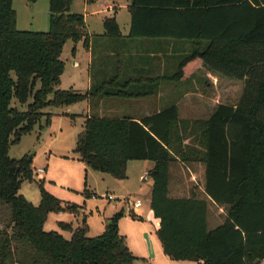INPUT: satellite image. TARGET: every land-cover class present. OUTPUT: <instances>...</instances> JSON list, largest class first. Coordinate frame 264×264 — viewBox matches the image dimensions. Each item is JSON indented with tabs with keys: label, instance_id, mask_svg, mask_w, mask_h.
I'll return each instance as SVG.
<instances>
[{
	"label": "trees",
	"instance_id": "obj_1",
	"mask_svg": "<svg viewBox=\"0 0 264 264\" xmlns=\"http://www.w3.org/2000/svg\"><path fill=\"white\" fill-rule=\"evenodd\" d=\"M74 0H48L49 28H16L12 0H0V203L10 223L0 229V264H133L116 213L97 237L83 223L70 239L45 232L49 212L60 202L38 183L37 206L18 193L33 181L32 155H7L12 142L49 114L96 91L60 90L67 41H89ZM129 37L188 42L175 78L203 65L217 76L242 82L236 105L219 104L207 120L188 121L171 106L140 121L86 117L74 152L93 171L116 180L131 161L154 164L150 209L157 236L172 261L199 264H258L264 259V0H130ZM105 35L117 37L113 18ZM50 96V98H49ZM31 102L28 103V100ZM26 105V110L19 108ZM12 136L14 140H12ZM65 208L75 211V205Z\"/></svg>",
	"mask_w": 264,
	"mask_h": 264
},
{
	"label": "rangeland",
	"instance_id": "obj_2",
	"mask_svg": "<svg viewBox=\"0 0 264 264\" xmlns=\"http://www.w3.org/2000/svg\"><path fill=\"white\" fill-rule=\"evenodd\" d=\"M129 1L96 0L95 4L103 10L105 4L116 2L123 6ZM12 8L16 13V28L19 31L46 32L48 30V0H12ZM90 9L93 8L90 7L88 12ZM84 11L86 9H84L83 0H76L70 7V13L83 14ZM128 16L127 10L122 8L118 17L120 23H123ZM178 42L180 50L177 65L184 57V51L189 52L192 49L188 42ZM136 52L135 57L139 59V62L148 59L147 49L140 48ZM102 54L101 51L98 54L94 53L93 68L117 66L116 56L110 57ZM60 59L64 63V71L60 77L58 89H70L71 81L76 80V77L79 80L78 86L81 88L80 71L87 69V56L82 46L67 41L63 46ZM158 60V58L154 59L155 62ZM134 64L138 65L135 62ZM128 65L132 64L128 62ZM199 72L196 71L191 81L181 84L180 87L182 89L193 87V80L203 77L201 73L203 71ZM213 75L216 79H209L208 89L200 92L208 98V104L204 110L212 111L217 104L236 105L242 93V82ZM74 91L84 94L75 89ZM181 93L183 92L180 90V96ZM30 102L31 99L28 100V103ZM181 102L182 116H188L186 115L187 109L183 105L185 101L181 100ZM68 108L47 107L43 109L42 113L50 116L48 125H45L46 119L42 117L28 134L21 135L16 143L13 141L10 145L7 153L10 159L19 160L25 155H32L33 181L23 180L18 193L27 202L37 206L40 201L38 183H42L44 190L56 198L61 205V209L46 215L43 230L56 232L65 239L71 237L65 225L75 229L84 223L87 227V236L97 237L103 233L110 219L116 213L121 212L118 231L135 257L133 264H161L158 257L156 259L149 257L144 239L145 233H150L153 238L147 201V193L153 182L150 177L146 182H142L146 169H151L152 162H129L126 166V177L123 180H116L107 174L86 168L74 152L77 135L82 131L86 118L85 104L79 102ZM19 109L25 111L26 105ZM198 119H207V116H198ZM12 140H14L13 136ZM37 169L42 170L41 176L35 174ZM103 194H110L116 200L107 201L100 197ZM136 201L142 204L143 218L140 220L136 219V210L133 208V203ZM68 205H75V211L67 210L65 206ZM9 223L10 210L0 203V229L8 226Z\"/></svg>",
	"mask_w": 264,
	"mask_h": 264
},
{
	"label": "crops",
	"instance_id": "obj_3",
	"mask_svg": "<svg viewBox=\"0 0 264 264\" xmlns=\"http://www.w3.org/2000/svg\"><path fill=\"white\" fill-rule=\"evenodd\" d=\"M74 0L72 2H75ZM96 0H83L84 4V22L89 35V41L86 47L82 42L80 44L87 56V69L80 71V82L82 87L78 86V79L71 81L70 89L77 90L81 93L96 91L95 96L85 104V116H95L98 118L123 119L130 118L140 121L144 117L151 116L163 109L175 106L178 108L179 117L182 120L198 121V116H207L212 111L204 110L208 104V98H205L200 92L208 89L209 79H216L210 71L202 64L192 70L186 77L178 80L175 74L178 69L177 61L180 50V44L177 40L172 39H133L129 37L130 31V14L127 7L129 2L123 6L120 3H109L104 5V9H99ZM71 5V6H72ZM90 11L88 12L89 8ZM122 8L128 12V18L120 23L119 14ZM98 16V17H97ZM113 18L118 30L117 37H108L105 35L104 21ZM147 49V60L136 58L137 49ZM158 50V51H156ZM103 53L105 56L117 57L116 67H92V58L94 53ZM188 52L184 51V55ZM102 54V55H103ZM158 58V61H154ZM128 62L132 65H128ZM138 63V65L134 64ZM204 67V68H202ZM196 71L201 72L203 77L194 79L193 87L182 89L181 84L188 83L193 78ZM200 73V72H199ZM79 77V75H78ZM180 90L183 92L180 96ZM182 101L187 109L186 115L183 117L180 106ZM66 109H69L68 107ZM206 112V114H205ZM202 119V120H207ZM85 166V165H84ZM146 169L144 177L148 180V172L152 170ZM86 167V166H85ZM143 177V178H144ZM142 181V182H146ZM153 185V183H152ZM152 185L147 193V201L149 206V222L151 232L145 233L152 244L153 259L157 257L161 264H199L186 261H172L162 251L161 243L157 236L159 229V220L153 217L150 209V197ZM142 207V206H141ZM137 210V213L143 218V210ZM264 263V259L258 264Z\"/></svg>",
	"mask_w": 264,
	"mask_h": 264
},
{
	"label": "built area",
	"instance_id": "obj_4",
	"mask_svg": "<svg viewBox=\"0 0 264 264\" xmlns=\"http://www.w3.org/2000/svg\"><path fill=\"white\" fill-rule=\"evenodd\" d=\"M35 174L38 175V176H41L42 170L41 169H37L35 171ZM100 197L103 198V199H105V200H107V201H114V200H116L110 194H103ZM141 206H142V204L139 201H136V202L133 203V208L136 210V216L135 217H136L137 220H140L141 219V215L139 213H137V210L140 209Z\"/></svg>",
	"mask_w": 264,
	"mask_h": 264
},
{
	"label": "water",
	"instance_id": "obj_5",
	"mask_svg": "<svg viewBox=\"0 0 264 264\" xmlns=\"http://www.w3.org/2000/svg\"><path fill=\"white\" fill-rule=\"evenodd\" d=\"M142 181H146V178L144 177L142 179ZM144 239L146 241V247H147V251L149 253V257L152 258L153 257V249H152V244L150 242V240L148 239L147 234H144Z\"/></svg>",
	"mask_w": 264,
	"mask_h": 264
}]
</instances>
